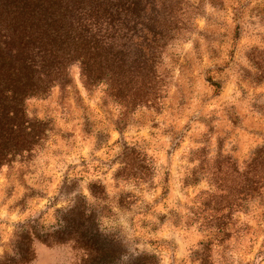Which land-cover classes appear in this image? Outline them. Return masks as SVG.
I'll use <instances>...</instances> for the list:
<instances>
[{"label": "rangeland", "instance_id": "1", "mask_svg": "<svg viewBox=\"0 0 264 264\" xmlns=\"http://www.w3.org/2000/svg\"><path fill=\"white\" fill-rule=\"evenodd\" d=\"M147 1L173 37L155 92L75 63L26 100L43 138L0 166V264H264V0Z\"/></svg>", "mask_w": 264, "mask_h": 264}, {"label": "trees", "instance_id": "2", "mask_svg": "<svg viewBox=\"0 0 264 264\" xmlns=\"http://www.w3.org/2000/svg\"><path fill=\"white\" fill-rule=\"evenodd\" d=\"M147 0H0V166L33 150L40 121L25 102L47 94L78 64L88 87L122 97L155 92L153 71L166 21ZM144 6V7H143ZM219 86L218 83H212ZM146 101L149 99L146 98ZM252 190L264 195V156L252 163Z\"/></svg>", "mask_w": 264, "mask_h": 264}]
</instances>
